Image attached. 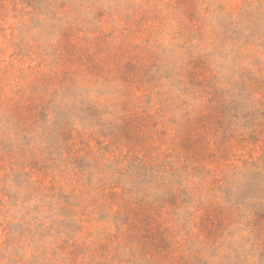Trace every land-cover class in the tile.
I'll return each mask as SVG.
<instances>
[{"label":"rangeland","instance_id":"rangeland-1","mask_svg":"<svg viewBox=\"0 0 264 264\" xmlns=\"http://www.w3.org/2000/svg\"><path fill=\"white\" fill-rule=\"evenodd\" d=\"M0 264H264V0H0Z\"/></svg>","mask_w":264,"mask_h":264}]
</instances>
